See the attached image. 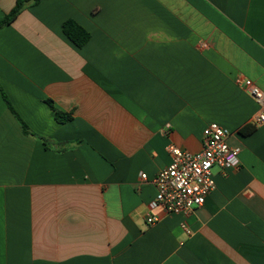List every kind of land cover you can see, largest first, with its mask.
I'll return each mask as SVG.
<instances>
[{
  "label": "crops",
  "instance_id": "crops-1",
  "mask_svg": "<svg viewBox=\"0 0 264 264\" xmlns=\"http://www.w3.org/2000/svg\"><path fill=\"white\" fill-rule=\"evenodd\" d=\"M16 1L0 0V19ZM70 20L85 46L65 35ZM243 80L264 92V0L22 12L0 30V88L50 147L0 92V264H264V124L240 133L261 109ZM210 123L230 132L239 169L214 168L216 190L188 217L151 210L170 146L201 152Z\"/></svg>",
  "mask_w": 264,
  "mask_h": 264
},
{
  "label": "built area",
  "instance_id": "built-area-1",
  "mask_svg": "<svg viewBox=\"0 0 264 264\" xmlns=\"http://www.w3.org/2000/svg\"><path fill=\"white\" fill-rule=\"evenodd\" d=\"M238 84L261 106L254 119V126L263 125L264 92L251 80L238 81ZM229 137L228 130L217 123H210L203 131L201 152L191 153L177 146H170L171 164L152 181L156 197L150 205L151 210L188 217L195 209L203 207L210 194L216 190L213 169L219 168L224 173L239 169L241 150L230 146ZM141 179L147 180V175L142 174ZM159 221L158 216H151L147 220L149 225ZM184 229L190 234L186 227Z\"/></svg>",
  "mask_w": 264,
  "mask_h": 264
},
{
  "label": "trees",
  "instance_id": "trees-1",
  "mask_svg": "<svg viewBox=\"0 0 264 264\" xmlns=\"http://www.w3.org/2000/svg\"><path fill=\"white\" fill-rule=\"evenodd\" d=\"M41 1L42 0H17L14 8L8 14H6L4 18L0 19V30L11 25L20 16L22 12H24L29 7L38 5ZM63 28L65 35L79 48L85 46L90 41L91 35L72 20L65 22ZM0 92H2L1 88ZM2 95L6 102V105L18 120L22 132L27 136L35 137L36 139L41 141L47 148H49V141L33 134L27 124L22 121L19 115L15 112L10 101L7 99L3 92ZM46 103L55 112V119L59 124H66L72 121V114L64 113L57 110L51 100L46 101ZM255 129L256 127L254 125H250L242 129L240 133L244 136L250 135L255 131Z\"/></svg>",
  "mask_w": 264,
  "mask_h": 264
},
{
  "label": "rangeland",
  "instance_id": "rangeland-1",
  "mask_svg": "<svg viewBox=\"0 0 264 264\" xmlns=\"http://www.w3.org/2000/svg\"><path fill=\"white\" fill-rule=\"evenodd\" d=\"M217 170H214L213 173H216Z\"/></svg>",
  "mask_w": 264,
  "mask_h": 264
}]
</instances>
